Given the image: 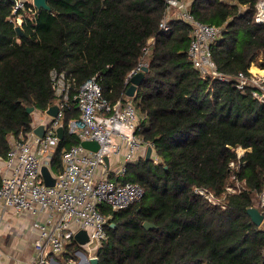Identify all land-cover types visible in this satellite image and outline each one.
I'll return each mask as SVG.
<instances>
[{"label":"trees","instance_id":"1","mask_svg":"<svg viewBox=\"0 0 264 264\" xmlns=\"http://www.w3.org/2000/svg\"><path fill=\"white\" fill-rule=\"evenodd\" d=\"M257 0H189L187 10L220 27L209 49L227 78L203 75L188 56L191 27L172 17L159 26L165 0H48L50 10L25 17L18 33L11 0H0V156L9 137L31 128L33 112L55 100L52 68L76 77L77 85L98 73L102 95L125 99L131 70L147 71L135 94L136 132L153 143L157 161L127 162L120 178L144 188L143 197L124 208L101 206L108 215L106 238L96 249L97 264H264V228L247 207L264 191V102L234 84V75L257 60L264 67V22L254 20ZM146 48L144 52L143 48ZM62 119L63 138L52 168L61 170L62 150L77 143L66 131L78 117L74 101ZM246 148L245 163L233 171L234 148ZM235 175L240 191L227 193L224 208L195 187L220 196ZM155 225L146 229L143 222ZM67 249H77L71 242Z\"/></svg>","mask_w":264,"mask_h":264},{"label":"built area","instance_id":"2","mask_svg":"<svg viewBox=\"0 0 264 264\" xmlns=\"http://www.w3.org/2000/svg\"><path fill=\"white\" fill-rule=\"evenodd\" d=\"M11 1L9 19L14 26H21L25 17L32 18L36 12L32 0ZM165 4L159 26L167 29V9L176 10L174 17L191 27L187 51L193 66L203 75L227 78L217 70L209 49L210 43L220 34V27L194 18L187 10L189 2L186 0H165ZM254 20L264 22V0H257ZM143 50L146 52L145 47ZM143 64L141 61L128 75L140 70ZM97 75L77 85L73 73L64 69H50L49 78L55 96L52 104L57 105V114L48 115V107L41 111L46 117L38 123L43 125L42 135L33 131L38 121L32 123L25 133L9 138L10 147L6 156L0 157V208L28 211L35 217L33 225L38 229L34 240L35 256L27 264L88 262L89 258L96 256V249L106 238L108 215L101 211V206L112 210L124 208L144 195V188L140 184L120 178L126 171L127 162L145 157L148 146L153 157V143L136 132L138 115L135 104L126 95L124 100L118 99L114 103L107 100L96 80ZM233 78L238 88L249 89L254 98L264 102V67L257 60L251 61L245 71H238ZM71 100L78 110V117L68 119L66 131L76 136L78 142L62 150L61 170L56 172L51 161L61 140L57 128L63 126L62 119ZM82 140H95L97 149L83 147L80 143ZM234 151L236 160H230L228 164L233 171L245 163L243 155L246 148L237 146ZM43 166L54 178L52 185H46L43 181ZM232 178V182L225 184L220 196L208 187H195L194 191L224 208L225 195L242 188V182L235 175ZM259 197L262 206L264 191ZM261 225L264 228V219ZM79 229H84L88 237L79 246L87 254L84 262H76L73 258H68L64 263L55 261L53 256L65 253L66 245L76 242L74 234ZM2 257L0 249V264Z\"/></svg>","mask_w":264,"mask_h":264},{"label":"crops","instance_id":"3","mask_svg":"<svg viewBox=\"0 0 264 264\" xmlns=\"http://www.w3.org/2000/svg\"><path fill=\"white\" fill-rule=\"evenodd\" d=\"M33 112H36V110H33ZM38 113L41 116H33L32 121V123L38 121L37 125L46 119L41 111H38ZM34 221V215L28 211L15 212L10 208H0V249L3 252L2 264H27L35 256L34 240L38 235V229L33 225ZM78 244L81 246L80 243ZM79 248L82 249L81 247ZM79 248H77V252L82 254L83 249L80 250ZM53 259L60 261L56 256H53ZM79 261L84 262V259L80 257Z\"/></svg>","mask_w":264,"mask_h":264},{"label":"water","instance_id":"4","mask_svg":"<svg viewBox=\"0 0 264 264\" xmlns=\"http://www.w3.org/2000/svg\"><path fill=\"white\" fill-rule=\"evenodd\" d=\"M47 1L48 0H32L34 6L37 9L50 10V6L47 3ZM15 29L18 33L21 32L20 26H16ZM146 71H147V65L144 64L141 66V69L139 71L127 76V81H129L130 85L127 87V89L125 91L126 96L132 97L135 94L136 88L141 83ZM26 110L28 112H32L34 110V107L29 106L26 108ZM57 110H58L57 105L52 104L46 109V113L48 115L55 116L57 114ZM33 131L38 135H42L43 125L42 124L37 125L36 127H34ZM57 133H58L59 137L62 139L63 135H64L63 126L60 125L57 128ZM80 143L83 147L89 148L92 150H95L98 147V144L95 140H82ZM150 154H151V147L148 146L145 158L150 157ZM41 175H42L43 181L46 185H52L54 183V178L50 175L46 166L41 167ZM247 213L251 217V220L255 225H260L262 223L264 216L258 207H256V206L247 207ZM143 226L146 229L155 227V225L153 223L148 222V221H144ZM74 239L80 244L85 243L88 240V237H87L85 230L79 229L74 234ZM81 255H82V258H85V254H83V252ZM85 264H97V257L94 256V257L89 258L88 262H86Z\"/></svg>","mask_w":264,"mask_h":264},{"label":"rangeland","instance_id":"5","mask_svg":"<svg viewBox=\"0 0 264 264\" xmlns=\"http://www.w3.org/2000/svg\"><path fill=\"white\" fill-rule=\"evenodd\" d=\"M187 2H189V0H186ZM167 13H168V16H167V21H169V19L170 18H172V17H174L175 16V14H176V10H174L173 8H169V9H167ZM21 27V26H20ZM144 65V64H143ZM140 69H141V67H140ZM139 71V70H138ZM135 73V72H134ZM131 74H133V73H131ZM130 74V75H131ZM33 112V111H32ZM33 116L34 117H37V116H41V114L40 113H38V111H36V112H33ZM11 137V136H10ZM9 137V138H10ZM153 158H155V161H157L158 160V158H157V156H156V154H155V152H154V154H153ZM259 199H260V197L259 196H256V198H255V203L256 202H258L259 201ZM259 204H260V201H259ZM80 249V248H79ZM67 251L65 252V253H61V254H59V255H57L56 257L60 260V261H62V263H64L68 258H73L76 262H78L79 261V259H80V257H82L81 256V254L80 253H78L77 252V249H74V250H72V249H66ZM80 250H82V249H80ZM83 251V250H82ZM84 252V251H83ZM84 254H86L85 252H84ZM87 255V254H86Z\"/></svg>","mask_w":264,"mask_h":264},{"label":"bare ground","instance_id":"6","mask_svg":"<svg viewBox=\"0 0 264 264\" xmlns=\"http://www.w3.org/2000/svg\"><path fill=\"white\" fill-rule=\"evenodd\" d=\"M16 27V26H15ZM21 28V27H20Z\"/></svg>","mask_w":264,"mask_h":264}]
</instances>
